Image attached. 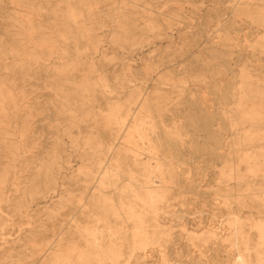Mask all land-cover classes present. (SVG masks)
Instances as JSON below:
<instances>
[{"label": "rangeland", "instance_id": "374dc122", "mask_svg": "<svg viewBox=\"0 0 264 264\" xmlns=\"http://www.w3.org/2000/svg\"><path fill=\"white\" fill-rule=\"evenodd\" d=\"M27 1L30 3L18 6L12 0H0V51L3 55L8 54L10 39L13 41L12 46L19 45L27 53L35 52L45 58L40 60L39 65H31L25 56L15 59L7 55L8 67L3 68L0 63V77H7L0 80V88L7 87L16 104L15 110L7 109L6 116L0 112V134L3 139L0 141V262H15V258L21 257L16 254L20 249L26 253L31 252L36 244L30 239L39 238L40 226L45 219L43 207L46 202L61 189H68L73 195H79L80 190H76L81 181L86 179L84 165L97 166L103 155L92 143H87L89 139H93L95 143V136H89L84 130L70 128V122L56 114L62 104L66 106L65 109L68 106L61 97L62 91L65 94L72 92L62 85L57 91L60 96L50 95L53 93L50 84L57 81L60 71L81 76L83 85L101 86L107 95L119 97V104L125 102L127 105L126 101L131 94H137L138 90L139 103H155L156 98L162 95L170 99V103L167 102L168 108L177 105L188 113V102L192 101L198 107L207 108L208 113L217 119L214 123L217 127L214 128L221 129L225 135H233L234 141L238 142L239 139L242 144L235 150L231 149L228 154L242 160L234 167L245 179L230 182V186L238 189L243 186L242 191L237 193L240 195L237 198L252 196L254 187L260 194L264 191V167L261 169L256 166L253 169L255 176L252 177L248 168L253 162L243 160L247 150L250 151L248 156L264 152L263 148L251 150L254 145H264V79L255 86L252 85L253 93L248 97L255 101V106L248 108L250 115H246L253 121L234 127L231 134L230 127L239 124L242 114L229 113L223 116L220 113L222 107L224 110L236 109L227 106L232 101H223L221 96L225 93L227 84L239 76L244 61L249 63V71L264 78V17H250L239 13L232 15L230 9L236 4H248V8L262 10L264 0ZM68 11L77 14V24L71 23V32L65 31ZM22 15H27L26 19L31 23L33 31L22 26ZM121 15H125L127 22L123 26L128 32L127 38L117 25ZM219 28L223 29L221 33H217ZM63 29L65 33H62ZM224 36L229 39L223 40ZM74 40L81 51H74ZM211 42L219 43L220 49L227 50L225 60L229 67L225 73H217L218 59H213L202 51V48L211 46ZM44 49L54 52L50 59L42 52ZM205 60L210 68L203 64ZM156 63L158 65L155 72L147 69ZM21 71L26 75L23 76ZM168 71L181 74V77L187 73L191 77L184 82L176 79L175 82L165 83L162 79ZM145 72L150 77L145 78ZM121 78L129 80V85L117 90L116 83ZM124 95H128V98L123 99ZM115 102L99 98L91 100L87 109L78 110L76 115L79 119L85 118L87 125H98L96 119L99 114L108 113ZM136 106L137 104L132 106L133 109ZM133 109L125 112L121 118L125 122V133L130 131ZM86 124L81 123V126ZM245 126L248 128L241 131ZM251 126H256L259 130L253 131ZM236 130L241 133L236 134ZM190 137L186 136L184 140L188 141ZM254 137H262V140H246ZM75 139H78L79 146L73 144ZM56 143L60 145L58 148L53 146ZM144 144H140L142 150L139 158L148 161L152 153L148 144ZM130 147L137 150L134 145ZM43 151H53L59 158L58 163L62 165L61 175L56 181L58 184L46 195H42L46 191V185L41 179L44 163L40 154ZM207 154H197L196 164L191 163V155L187 156L189 163L174 164L178 168V174L184 173L188 178L183 180V190H188L195 180L199 189L197 194L190 192L172 203L173 208L167 220L173 226H189L190 229L197 230L199 225H204L211 217H218L220 222H224L235 215L242 217V220L253 216L249 209H245V214L233 213L238 209V199L225 206L222 200L213 196L224 185V181L216 179L214 174L222 166L215 160V166H220L218 170L201 172L202 167H209V161L214 158ZM65 158L68 163L63 161ZM152 164L155 165V162ZM101 165L104 167L106 162L102 161ZM196 166L201 168L194 169ZM198 172L204 174V177L201 178ZM154 181L158 182V179ZM50 186L52 184L48 187ZM38 191H42L39 198L35 197ZM19 203L24 206L22 213L17 210ZM65 206H70V203L65 202ZM54 211H57V207L52 212ZM252 218L256 219L258 216ZM245 228L249 236L256 233L255 229L250 230L248 226ZM180 231L182 228L174 229L173 238L181 234ZM200 235L197 234L198 237ZM184 244L185 242L177 241L176 247H183ZM252 244L248 253L261 249L255 240ZM224 245L228 244H221Z\"/></svg>", "mask_w": 264, "mask_h": 264}, {"label": "bare ground", "instance_id": "6f19581e", "mask_svg": "<svg viewBox=\"0 0 264 264\" xmlns=\"http://www.w3.org/2000/svg\"><path fill=\"white\" fill-rule=\"evenodd\" d=\"M12 1L18 6L30 3L27 0ZM255 9L257 10V8H248V4L242 6L236 4L230 10L232 15L239 13L263 18L264 8L258 11ZM66 17L68 22L65 31L71 32V23L77 24V14L68 11ZM22 18V26L33 31L31 23L26 19L27 15H22ZM124 18L125 15H121L116 22L123 36L127 38L128 32L123 27L127 22ZM222 30L219 28L217 33H221ZM65 31L63 29L62 33ZM228 39L226 36L223 37V40ZM8 43L10 44L8 54L3 55L0 51V63L3 68L8 67L7 55L15 59L25 56L31 65H39L40 60L45 59L35 52L27 53L19 45L12 46L13 41L10 39ZM211 43V46L202 48V51L213 59H218L217 73L227 72L229 67L225 60L227 50L220 49L219 43ZM72 44L74 51H81L76 40ZM42 52L47 59L54 54L48 49ZM203 64L210 68L206 60ZM157 65L158 63L148 66L147 69L155 72ZM243 65L239 76L234 77L233 81L227 84L226 91L221 96L223 101H232L227 106L236 108L224 110L222 107L221 115L242 114L239 124L230 127V133L234 127L253 121L246 115H250L248 108L255 106V101L248 97L253 93V86L264 79L248 70L250 65L247 61H244ZM21 74L26 75L22 71ZM185 74L186 76L181 77V74L168 71L162 81L184 82L191 77ZM144 77L148 78L150 75L146 74ZM5 78L7 77L1 76L0 80L3 81ZM56 79V82L50 84L53 90L51 96H60L57 91L62 85L72 91L68 94L62 91L61 97L68 106L65 109L66 106L62 104L56 114L61 119L69 121L70 128L84 130L89 136H95V143L93 139L87 140V143H92L103 155L97 166L84 165L86 179L81 181L76 190H80L79 195H73L68 189H61L46 202L43 207L45 219L40 226L39 238L30 239L36 244L31 252L26 253L20 249L16 254L21 257L15 258V262L4 261L0 264H264V191L260 194V191L254 187L255 192L252 196L243 195L242 199L237 198L240 196L237 193L242 191L243 186L238 189L236 186H230V182L236 183L245 179L234 167L242 160L228 154L231 149L235 150L242 144L239 139V143L234 141L233 135H225L221 129L214 128L217 127V124H214L217 119L208 113L207 108L198 107L195 102L187 100L188 113L184 109H179L177 105L168 108L167 102L170 103V99L162 95L156 98L155 103L148 101L139 103L138 90L137 94H131L130 99L126 101L127 105L125 102L119 104V97L107 95L101 86L98 88L83 85L84 80L81 76L60 71ZM126 85H129V80L121 78L117 80L116 89H123ZM98 98L116 102L109 108L108 113L99 114L96 119L98 125H87L86 119H79L76 113L79 112L78 110H86L89 101ZM127 98L128 95H124L123 99ZM135 104L137 106L133 109L132 106ZM245 106L247 108H244ZM10 108L16 109L15 98L7 87H2L0 112L6 116V111ZM132 109L134 112L130 131L125 133V122L121 118L125 112ZM178 113L180 115H177ZM81 123L86 125L82 127ZM251 127L253 131L259 130L256 126ZM247 128L245 126L241 131ZM91 129L94 131H90ZM241 131L236 130L235 133ZM189 135L190 139L184 140V137ZM1 140L3 139L0 134ZM246 140L258 142L262 137ZM141 143L148 144L151 149L152 156L148 161L139 158ZM73 144L79 146L78 139H75ZM1 145L6 147L5 143ZM130 145L136 146L137 150L132 149ZM53 146L58 148L60 145L56 143ZM261 148L264 151V145H254L251 150ZM205 152L214 158L209 161V167H202L201 172L208 169L218 170L217 168L222 166L219 172L215 171L214 174L217 176L216 179L224 181V185L215 191L213 196L222 200L225 206L230 201L238 199V209L233 211L234 214L237 212L245 214V209H249L252 215L258 218L253 219V216H250L242 220V217L235 215L220 222L218 217H211L204 225H199L197 230L190 229L189 226H173L167 220L174 201L190 192L197 194L199 189V184L195 180L188 190H183V180L188 178L184 173L178 174V168L174 164L189 163L188 155H191V163L196 164L197 154ZM249 152V150L245 152L243 160L248 163L253 162L248 168V173L253 177L255 176L253 169L256 166H260L261 169L264 167V152L248 156ZM40 156H43L42 163H44L41 179L46 185V191L42 195H46L58 184L56 181L61 175L62 165L58 163L59 158L53 154V151H43ZM215 160L220 166H215L217 163ZM63 161L68 163L67 158ZM102 161L106 162L104 167L101 165ZM152 162H155V165ZM193 168L199 170L201 167ZM198 174L201 178L204 177V174L201 175L199 172ZM154 179H158V182ZM50 184L52 186L48 187ZM41 192L38 191L35 197L39 198ZM65 202L70 203V206L66 207ZM56 207L57 211L52 212ZM17 210L19 213L23 212L22 203L17 205ZM245 226L250 230L255 229L256 233L253 236L247 235ZM232 227L234 228L231 229ZM177 228H182L181 234L173 238V231ZM199 233L201 235L198 237ZM254 240L261 249L248 253ZM177 241L185 242L184 246L176 247ZM224 243L228 245L221 246Z\"/></svg>", "mask_w": 264, "mask_h": 264}]
</instances>
